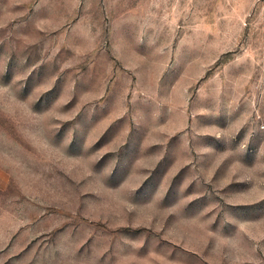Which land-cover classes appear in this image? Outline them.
Instances as JSON below:
<instances>
[{"label":"rangeland","instance_id":"rangeland-1","mask_svg":"<svg viewBox=\"0 0 264 264\" xmlns=\"http://www.w3.org/2000/svg\"><path fill=\"white\" fill-rule=\"evenodd\" d=\"M0 264H264V0H0Z\"/></svg>","mask_w":264,"mask_h":264}]
</instances>
